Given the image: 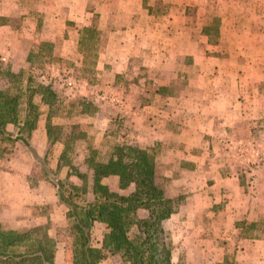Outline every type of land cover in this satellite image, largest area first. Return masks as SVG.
Segmentation results:
<instances>
[{
	"label": "crops",
	"instance_id": "1",
	"mask_svg": "<svg viewBox=\"0 0 264 264\" xmlns=\"http://www.w3.org/2000/svg\"><path fill=\"white\" fill-rule=\"evenodd\" d=\"M93 14L96 33L104 40L96 55V78L105 85L96 87V112L77 117H96L105 124L112 116L124 119L132 128L129 144L159 149L156 162L170 190L184 195L166 221L173 244L170 264H217L229 248L230 223L264 214V0H0V60L20 63L16 68L22 69L35 46L46 44L54 47L52 57L69 66L56 74H71L84 58L78 49L80 33ZM8 19H18V24L12 26ZM209 49L219 51L208 55ZM234 60L237 66L230 70L227 65ZM50 76L47 81L56 84ZM67 90L66 99L72 100L90 97L94 88L80 95ZM100 90L118 98L108 115L100 105ZM36 102L44 113L29 143L37 156L46 157L54 144L48 147L45 134L47 107L38 97ZM104 135L96 136V150ZM247 139L251 147L241 150V157L230 154ZM64 149L66 145L56 155L54 169ZM246 151L263 161L246 170L236 163L247 157ZM67 172L62 166L58 178L65 179ZM16 176L5 172L0 180L12 182ZM67 181L80 184L74 175ZM101 183L119 194L131 190H119L114 176ZM24 184L18 207L45 204L41 190L48 204L57 207L48 182L41 180L34 188ZM28 220L37 226L40 217ZM61 220L49 218V237L51 229L66 222L65 215ZM95 227L101 230L99 244L92 246L100 248L106 228L93 223L91 238ZM261 244L250 240L246 246L259 252ZM58 257L55 250L54 264Z\"/></svg>",
	"mask_w": 264,
	"mask_h": 264
},
{
	"label": "trees",
	"instance_id": "2",
	"mask_svg": "<svg viewBox=\"0 0 264 264\" xmlns=\"http://www.w3.org/2000/svg\"><path fill=\"white\" fill-rule=\"evenodd\" d=\"M208 31L215 32L214 28ZM26 83L22 104L19 94L0 90V144L20 142L40 162L46 181L55 189L57 203L66 210L65 220L73 232L70 264H100L106 254H118L124 264H170L173 244L166 221L184 202V195L170 190L169 180L156 162L157 147L141 149L114 140L108 152L92 150L85 158L91 170L90 182L83 175L71 173L68 162L61 164L66 149L52 170L46 165L45 155L37 156L29 143L40 115L33 99L38 97L47 107L48 147L59 141L62 130L60 125L51 124L50 118L87 115L89 104L84 98L66 99L52 81H36L28 76ZM7 126L15 127L16 132L7 131ZM77 138H84V134ZM73 139L75 135L71 133L67 141ZM3 151L0 149V157ZM62 166L68 167L65 179L58 178ZM71 175L80 184L69 183L67 178ZM109 176L116 177L119 190H131L127 194L110 191L101 183ZM95 222L106 228L100 248L91 244L90 230ZM257 224L264 235V217ZM47 230L45 225L17 230L5 229L0 224V264H54L55 241Z\"/></svg>",
	"mask_w": 264,
	"mask_h": 264
},
{
	"label": "rangeland",
	"instance_id": "3",
	"mask_svg": "<svg viewBox=\"0 0 264 264\" xmlns=\"http://www.w3.org/2000/svg\"><path fill=\"white\" fill-rule=\"evenodd\" d=\"M87 8H91V4L86 5ZM188 13L192 14L194 8L187 7ZM12 26L18 24V19H8ZM88 30H82L80 33V46L79 51L83 55V60L81 61L80 67H76L71 70V74L62 73L60 75L56 74V70L60 67H69L65 63H60L59 59L52 57L54 53L53 46L45 45H36L34 49V54H31L30 61L25 63V67L22 69H17V63L0 60V90H5L12 94H19L21 104L25 99V90L27 88L26 79L28 76H31L34 80H40L45 82L47 81V75L50 76V79H54L57 83L55 86L58 87V90L64 97H67L68 90H73L71 93L77 92V94L85 93L89 86L94 88L93 94L88 98H85L88 105L89 114H94L96 112V91L102 85L101 81L96 78V55L103 49L104 40L102 36L98 37L96 33V14H93L89 19ZM97 37V38H96ZM185 49V47H182ZM181 48V49H182ZM217 51V52H215ZM209 49L206 54L212 55L218 53L217 50ZM237 66L236 60L230 61L227 67L232 70ZM208 69L212 67V64L206 65ZM65 75V76H62ZM39 78V79H38ZM70 78V79H69ZM104 80V79H103ZM35 83L31 85L34 86ZM58 84V85H57ZM87 84V85H86ZM180 84V83H179ZM101 91V90H100ZM80 92V93H79ZM99 95L101 98V104L106 109V115H108L109 110H113V106L117 107L118 98L117 95L104 91L100 92ZM116 98V100H115ZM35 103L36 97L33 99ZM104 112V113H105ZM42 114L44 112H40ZM113 115V114H112ZM40 119V118H39ZM43 119V118H42ZM124 120V119H123ZM123 120L111 119L105 122H97L96 117H53L50 119V123L53 125H60L62 127L61 135L59 142L54 143V146L51 147L49 153L47 154L45 161L46 165L54 170L56 155L62 150L64 145L66 146L65 160L61 159V164L64 161L68 162L71 167V173L80 174L89 178L90 170L87 168L84 163V159L90 155L92 150H96V136L99 139L101 133H105L104 140L102 142L101 151L108 152L110 150L111 144L114 140L129 143L130 141V131L132 128L125 126ZM109 124H114L109 126ZM16 128L12 126H7V131L15 133ZM73 133L75 139L67 141L69 135ZM80 133L84 134V138H77V135ZM99 134V135H98ZM244 144L240 143L236 145V148H232L231 155L236 152L240 156L241 150L251 147L250 140L243 141ZM232 147V144H230ZM4 149L2 156L0 157V177L3 173H15L17 174L14 181H1L0 182V224L5 229H17L23 230L27 228L34 227L33 223L26 221V218L38 214L40 217V222L36 224L37 226H47L50 228L49 218L59 220L64 218L65 208L57 203V207H53L51 204H48V195L45 190H41V194L44 197L45 204L38 205L29 209V206L18 207L20 197L23 194L24 186L22 187L23 179L26 180L25 186L28 185L30 188H34L38 185V182L43 180L45 182L46 178L42 172L40 162H36L24 146L20 142H10V143H1L0 149ZM92 148V149H91ZM236 149V150H235ZM240 151V152H239ZM156 152H159V149L156 148ZM244 153V152H243ZM247 153V151L245 152ZM55 155V157H54ZM235 156V153H234ZM241 157V156H240ZM246 158V159H245ZM235 160V159H234ZM243 161V162H241ZM258 161H263L262 159H255L252 157L251 153H247V157L244 159H239L236 161L238 165L243 166L246 170L249 168H255ZM235 162V161H234ZM247 164H246V163ZM65 171V168L62 170ZM23 176V178H22ZM21 177V178H20ZM77 183L78 180L73 178ZM72 183V182H70ZM23 201V200H21ZM59 207V208H58ZM23 208V209H22ZM264 217V214H257L254 220L243 219L238 222L230 223V237H229V248L228 251L222 256V259L217 264H264V235L260 231L259 223ZM61 220V221H62ZM253 223H256V226H251ZM102 227V226H100ZM100 229L93 230V236L91 238V243L93 246L99 244L97 240L100 235ZM72 230L69 228L68 224L65 222L63 226L58 227L54 230L51 229V237L55 241V247L58 254V260L55 264H70L71 257V240H72ZM246 240V241H244ZM250 240L262 241L259 252L257 248L248 245ZM241 241L244 244H241ZM100 264H124L120 256L106 254L105 258L100 262Z\"/></svg>",
	"mask_w": 264,
	"mask_h": 264
}]
</instances>
